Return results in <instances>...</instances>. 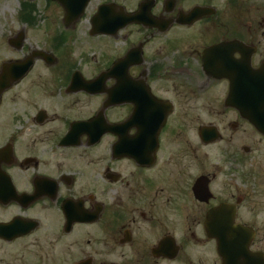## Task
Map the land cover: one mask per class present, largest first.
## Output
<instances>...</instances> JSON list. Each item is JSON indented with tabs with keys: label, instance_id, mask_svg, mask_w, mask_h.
Returning <instances> with one entry per match:
<instances>
[{
	"label": "flooded vegetation",
	"instance_id": "af4514ba",
	"mask_svg": "<svg viewBox=\"0 0 264 264\" xmlns=\"http://www.w3.org/2000/svg\"><path fill=\"white\" fill-rule=\"evenodd\" d=\"M22 1L5 61L44 53L1 95L0 264H264V0Z\"/></svg>",
	"mask_w": 264,
	"mask_h": 264
},
{
	"label": "water",
	"instance_id": "95a60500",
	"mask_svg": "<svg viewBox=\"0 0 264 264\" xmlns=\"http://www.w3.org/2000/svg\"><path fill=\"white\" fill-rule=\"evenodd\" d=\"M69 13L65 16V20L70 21L76 16H81L84 12L89 0H57ZM102 13V7L99 8L98 13L94 16L95 23ZM77 17V18H78ZM24 36L20 34L19 40L16 43L17 48H20ZM13 45V43H12ZM43 56L42 52L32 51V53L23 60L15 62H6L2 64L0 71V100L4 90L11 86L14 81L19 80L31 68L34 59ZM263 71V70H262ZM261 70H251L249 81V91L251 98V111L249 112V119L254 126L264 133V78L261 77ZM223 250V249H222ZM224 256L228 257V250L225 248L221 252Z\"/></svg>",
	"mask_w": 264,
	"mask_h": 264
},
{
	"label": "rangeland",
	"instance_id": "374dc122",
	"mask_svg": "<svg viewBox=\"0 0 264 264\" xmlns=\"http://www.w3.org/2000/svg\"><path fill=\"white\" fill-rule=\"evenodd\" d=\"M22 0H0V65L5 60L11 58V57H21V51H15L11 49L7 43L6 38L10 34L9 30H12V32L17 31L19 28V24H16L15 16L17 15L18 10L20 9V4ZM14 20V21H13ZM26 35V47L24 48V51H27L29 48V43L32 48H35L36 46V32L35 31H29L27 30ZM38 37V33H37ZM30 48V49H32ZM5 114H2L0 111V134L3 135V131L6 129V127L3 124V118ZM5 127V128H4ZM14 127V123L12 124V128ZM4 137V136H3ZM1 138V137H0ZM256 139L258 141H264L260 140L257 136ZM1 141V140H0Z\"/></svg>",
	"mask_w": 264,
	"mask_h": 264
}]
</instances>
